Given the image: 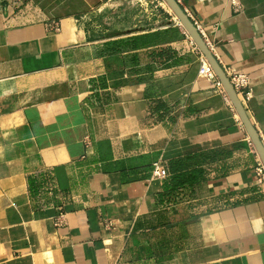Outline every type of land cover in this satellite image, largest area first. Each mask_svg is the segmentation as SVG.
<instances>
[{"label": "crops", "instance_id": "0c3cea01", "mask_svg": "<svg viewBox=\"0 0 264 264\" xmlns=\"http://www.w3.org/2000/svg\"><path fill=\"white\" fill-rule=\"evenodd\" d=\"M157 1L0 0V264H264L259 155ZM176 1L264 146V0Z\"/></svg>", "mask_w": 264, "mask_h": 264}, {"label": "water", "instance_id": "95a60500", "mask_svg": "<svg viewBox=\"0 0 264 264\" xmlns=\"http://www.w3.org/2000/svg\"><path fill=\"white\" fill-rule=\"evenodd\" d=\"M164 3L168 6L170 11L173 13L177 21L180 25L184 28L187 32L189 37L191 38L192 42L196 45L197 49L200 53L204 56L207 60L209 65L212 67L215 75L219 79L220 83L223 86L227 97L229 98L231 104L235 108L245 130L254 145L261 163L264 168V146L259 139L257 132L255 131L252 123L250 122L249 118L246 115L244 107L241 103L240 98L238 97L235 89L233 88L232 84L230 83L229 78L227 77L226 73L224 72L223 68L220 66L219 62L213 55L212 51L208 48L206 42L198 32L197 28L193 24V22L189 19L185 11L181 8L176 0H163Z\"/></svg>", "mask_w": 264, "mask_h": 264}, {"label": "built area", "instance_id": "2783aa9c", "mask_svg": "<svg viewBox=\"0 0 264 264\" xmlns=\"http://www.w3.org/2000/svg\"><path fill=\"white\" fill-rule=\"evenodd\" d=\"M230 1H231L232 6L235 9H237V10L240 9L239 0H230ZM186 14L189 17V19L193 22V24L197 28L198 32L200 33V35L202 36V38L205 41L206 36L202 32V30H200V27L198 26L197 22L194 21L193 17L189 13H186ZM175 22H176V24L180 25V23L177 20H175ZM206 44H207L208 48L211 50L212 45L208 42ZM191 46H192V49L194 51L198 52L196 45L192 41H191ZM198 76H199V78H201V79L205 80L206 82L210 83L211 85H213L217 90H219L224 95L226 94L224 89H223L222 84L220 83L219 79L215 75L212 67L209 65V63L207 62V60L204 58V56L202 54H200V66H199ZM228 78H229L230 83L232 84L233 88L235 89L238 97L239 96H245L246 98L250 97L251 92H245L248 89L249 84H250L249 78L246 75L239 74V73H232ZM256 171H257L258 183L263 184L264 183V168H263V166L259 165ZM167 176H168V172H167L166 168L160 163H155L154 167H153V177L155 179L161 180V179H165Z\"/></svg>", "mask_w": 264, "mask_h": 264}, {"label": "rangeland", "instance_id": "374dc122", "mask_svg": "<svg viewBox=\"0 0 264 264\" xmlns=\"http://www.w3.org/2000/svg\"><path fill=\"white\" fill-rule=\"evenodd\" d=\"M155 4H161V6H163L168 12H170V13L172 14L173 18L176 19L175 16L173 15V13L170 11V9H169L168 6L164 3L163 0H158ZM153 7H154V6H152L150 9H153ZM156 10H157V11H160V7H157ZM176 20H177V19H176Z\"/></svg>", "mask_w": 264, "mask_h": 264}]
</instances>
